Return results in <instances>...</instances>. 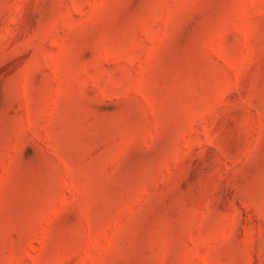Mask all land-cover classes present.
<instances>
[{"label": "rangeland", "instance_id": "rangeland-1", "mask_svg": "<svg viewBox=\"0 0 264 264\" xmlns=\"http://www.w3.org/2000/svg\"><path fill=\"white\" fill-rule=\"evenodd\" d=\"M0 264H264V0H0Z\"/></svg>", "mask_w": 264, "mask_h": 264}]
</instances>
